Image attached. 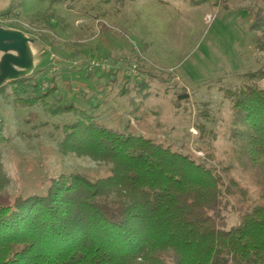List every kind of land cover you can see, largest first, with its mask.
<instances>
[{"label":"rangeland","instance_id":"1","mask_svg":"<svg viewBox=\"0 0 264 264\" xmlns=\"http://www.w3.org/2000/svg\"><path fill=\"white\" fill-rule=\"evenodd\" d=\"M195 1L0 0L2 83L35 72L44 77L40 90L51 89L45 105L26 107L13 103L8 84L0 89V202L19 192L42 194L60 173L107 174L102 161L58 151L61 127L81 117L79 109L219 171L229 166L249 199L256 198L229 158L232 110L225 90L264 65L249 29L251 12L264 4ZM52 12L51 27L43 18ZM68 104L76 110L53 113ZM224 214L227 226L237 222L230 207Z\"/></svg>","mask_w":264,"mask_h":264},{"label":"trees","instance_id":"2","mask_svg":"<svg viewBox=\"0 0 264 264\" xmlns=\"http://www.w3.org/2000/svg\"><path fill=\"white\" fill-rule=\"evenodd\" d=\"M210 1L218 0L195 2ZM51 18L53 12L43 19L52 27ZM249 29L264 56V7L251 12ZM34 74L7 83L0 76V89L10 86L15 105H45L51 89L41 91L44 77ZM247 76L248 82L225 90L232 110L228 151L256 190L254 200L228 174L229 166L219 171L79 109L81 117L62 125L58 151L102 161L107 174L60 173L42 194L19 192L0 202V264H264V85L256 80L264 79V65ZM228 207L237 214L232 226Z\"/></svg>","mask_w":264,"mask_h":264}]
</instances>
